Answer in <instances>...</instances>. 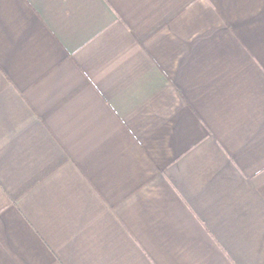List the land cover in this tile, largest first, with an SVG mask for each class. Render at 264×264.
<instances>
[{"label":"crops","instance_id":"0c3cea01","mask_svg":"<svg viewBox=\"0 0 264 264\" xmlns=\"http://www.w3.org/2000/svg\"><path fill=\"white\" fill-rule=\"evenodd\" d=\"M0 264H264V0H0Z\"/></svg>","mask_w":264,"mask_h":264}]
</instances>
